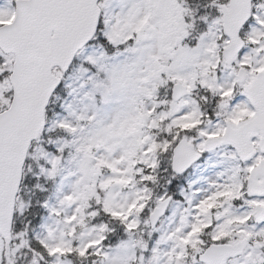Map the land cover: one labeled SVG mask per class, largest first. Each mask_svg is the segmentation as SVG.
Wrapping results in <instances>:
<instances>
[{
  "label": "snow or ice",
  "instance_id": "snow-or-ice-1",
  "mask_svg": "<svg viewBox=\"0 0 264 264\" xmlns=\"http://www.w3.org/2000/svg\"><path fill=\"white\" fill-rule=\"evenodd\" d=\"M0 264H264V0H0Z\"/></svg>",
  "mask_w": 264,
  "mask_h": 264
}]
</instances>
